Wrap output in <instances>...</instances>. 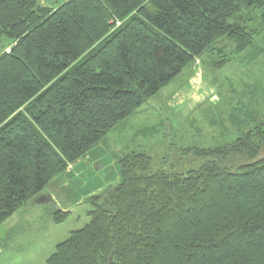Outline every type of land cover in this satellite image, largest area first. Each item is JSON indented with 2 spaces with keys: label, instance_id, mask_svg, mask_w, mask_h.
Segmentation results:
<instances>
[{
  "label": "trees",
  "instance_id": "1",
  "mask_svg": "<svg viewBox=\"0 0 264 264\" xmlns=\"http://www.w3.org/2000/svg\"><path fill=\"white\" fill-rule=\"evenodd\" d=\"M261 50L264 0H0V225L196 61L244 68ZM257 85L224 105L237 138L181 152L196 168L118 157L120 182L87 199L88 224L46 264H264Z\"/></svg>",
  "mask_w": 264,
  "mask_h": 264
},
{
  "label": "rangeland",
  "instance_id": "2",
  "mask_svg": "<svg viewBox=\"0 0 264 264\" xmlns=\"http://www.w3.org/2000/svg\"><path fill=\"white\" fill-rule=\"evenodd\" d=\"M40 3L48 5L50 0ZM256 57L251 66L244 68L234 64L208 71L197 61L186 68L147 105L111 131L94 152L68 166L53 190L46 188L37 201L24 205L0 225V264H46L58 244L88 224L87 199L120 182L118 157L143 151L151 157L155 171L164 168L166 172L173 169L181 173L200 163L191 154L181 155L183 150L231 143L237 136L228 119L232 110L224 105L229 100H243L245 86L258 84L263 89L258 88V102H250L248 110L259 121L264 119V51ZM258 156L264 157V149L254 160ZM72 172L73 176L67 177ZM45 195L48 199L52 196L50 203L40 201ZM55 211L70 215L65 222L55 224Z\"/></svg>",
  "mask_w": 264,
  "mask_h": 264
},
{
  "label": "water",
  "instance_id": "3",
  "mask_svg": "<svg viewBox=\"0 0 264 264\" xmlns=\"http://www.w3.org/2000/svg\"><path fill=\"white\" fill-rule=\"evenodd\" d=\"M40 201L43 202V203H44L45 201H49L48 203H50L51 200H49L47 197H42V198L40 199ZM45 203H47V202H45Z\"/></svg>",
  "mask_w": 264,
  "mask_h": 264
},
{
  "label": "crops",
  "instance_id": "4",
  "mask_svg": "<svg viewBox=\"0 0 264 264\" xmlns=\"http://www.w3.org/2000/svg\"><path fill=\"white\" fill-rule=\"evenodd\" d=\"M176 110H177V108H176ZM77 168H78V166H77ZM76 180V179H75ZM44 197V196H43ZM50 199H52V196H50Z\"/></svg>",
  "mask_w": 264,
  "mask_h": 264
}]
</instances>
